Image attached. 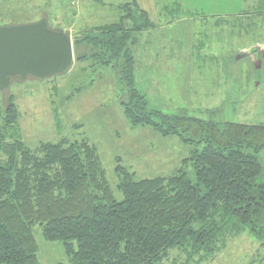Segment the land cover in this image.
Returning <instances> with one entry per match:
<instances>
[{"label": "trees", "instance_id": "obj_1", "mask_svg": "<svg viewBox=\"0 0 264 264\" xmlns=\"http://www.w3.org/2000/svg\"><path fill=\"white\" fill-rule=\"evenodd\" d=\"M3 3L10 4L6 18L12 23L1 20L0 27L35 23L19 22L28 1ZM12 4L18 5L11 10ZM255 11L264 14V0H258ZM116 13L117 22L78 33L73 44L96 50V64L118 68L127 93L120 106L131 125L177 136L192 147L182 165L192 167L194 180L183 169L136 180L117 162L115 188L123 195L117 201L86 141L26 149L14 135L18 111L8 99L0 109V264H39L37 229L46 241L63 246L68 264H165L173 251L199 262L241 236L257 247L249 264H264V166L259 157L264 123H221L150 110L134 88L130 47L136 34L154 25L136 2L119 5ZM42 19L48 24L47 17ZM9 131L13 136H7Z\"/></svg>", "mask_w": 264, "mask_h": 264}, {"label": "rangeland", "instance_id": "obj_2", "mask_svg": "<svg viewBox=\"0 0 264 264\" xmlns=\"http://www.w3.org/2000/svg\"><path fill=\"white\" fill-rule=\"evenodd\" d=\"M3 1L0 21L9 25L10 4ZM26 1L20 23L47 17L50 29L69 34L72 44L78 33L117 22L119 5L136 2L154 25L136 34L130 47L134 88L150 110L221 123H264V14L255 11L258 0H183L176 5L174 0ZM12 5L11 10L18 4ZM201 12L206 16L224 13L229 20L203 18ZM241 12L242 16H235ZM215 22L229 27V34L210 31L216 28ZM243 49L246 52L238 53ZM95 51L85 43L73 44V63L65 73L43 80L11 79L0 91V109L8 99L16 106L14 135L31 151L42 143L86 141L98 155L117 201L123 198L115 188L117 162L133 172L136 180L183 169L193 181L192 167L182 165L192 147L177 136L164 137L149 126L131 125L120 106L127 93L119 70L96 64ZM235 54L249 60L239 63ZM7 136H13L12 132ZM259 157L264 166V153ZM34 237L39 264H68L59 242L46 241L38 229ZM256 255L254 242L241 236L229 240L210 260L197 262L187 253L173 251L164 263L249 264Z\"/></svg>", "mask_w": 264, "mask_h": 264}, {"label": "water", "instance_id": "obj_3", "mask_svg": "<svg viewBox=\"0 0 264 264\" xmlns=\"http://www.w3.org/2000/svg\"><path fill=\"white\" fill-rule=\"evenodd\" d=\"M73 63L72 38L47 21L0 27V91L11 79L43 80L65 73Z\"/></svg>", "mask_w": 264, "mask_h": 264}, {"label": "crops", "instance_id": "obj_4", "mask_svg": "<svg viewBox=\"0 0 264 264\" xmlns=\"http://www.w3.org/2000/svg\"><path fill=\"white\" fill-rule=\"evenodd\" d=\"M200 15L204 18V17H206V18H208V17H210L212 20H219V21H228L229 20V16L227 15V14H224V13H220V14H211V15H205L204 13H200ZM243 15V12H241V13H239V14H235V16H237V17H240V16H242ZM236 18V17H235ZM202 19V18H201ZM215 23H217V22H215ZM214 24V23H213ZM212 24V25H213ZM219 25V23H217L216 24V28H211L210 29V31L212 30V31H215V34H218V33H220V35H223V33L225 34L226 32H227V34H229V32H230V30H229V27H224V26H222V24H220L221 25V27L220 26H218ZM204 30H205V33H208L207 32V30H208V28H204ZM203 34V33H202ZM205 42H209V39H206L205 40ZM244 49L242 50V51H239L238 53H240V52H242V53H244ZM246 52V51H245ZM237 53V54H238ZM237 54H235V56H234V58H236V55ZM240 58V57H239ZM239 58H236V61H239V63L240 62H242V61H246V60H249V59H246L245 60V57H243L242 59H239ZM232 79H230V81H231ZM256 83V82H255Z\"/></svg>", "mask_w": 264, "mask_h": 264}]
</instances>
